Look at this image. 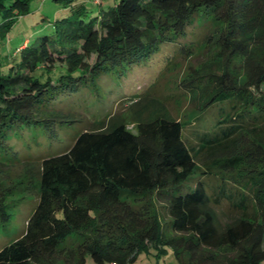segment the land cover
<instances>
[{"label": "trees", "instance_id": "trees-1", "mask_svg": "<svg viewBox=\"0 0 264 264\" xmlns=\"http://www.w3.org/2000/svg\"><path fill=\"white\" fill-rule=\"evenodd\" d=\"M57 1L68 14L0 70V150L25 127L53 136L78 121L79 112L58 103L62 93L149 59L190 27L224 57V69L203 83L205 107L219 108L213 126L196 129L192 141L164 102L143 90L131 98L136 132L119 113L88 119L65 151L24 157L18 164L36 172L39 201L22 235L0 249V264H87L88 257L134 264L153 249L172 251L179 264H263L264 0L91 2L100 12L87 0ZM30 12L31 0H0V45ZM196 45H179L160 73ZM229 62L243 65V75ZM203 77L183 85L196 90ZM190 181L191 192L179 193ZM8 194L0 192L3 224L11 220ZM157 202L165 203L164 216Z\"/></svg>", "mask_w": 264, "mask_h": 264}, {"label": "rangeland", "instance_id": "rangeland-1", "mask_svg": "<svg viewBox=\"0 0 264 264\" xmlns=\"http://www.w3.org/2000/svg\"><path fill=\"white\" fill-rule=\"evenodd\" d=\"M116 1L118 0H112L110 5ZM91 2L87 0L86 3L96 12H100L103 6L104 8L109 6L107 2L103 6L93 5ZM68 10V7L57 0H31V12L18 19L0 45V70L6 73L12 64L11 56L17 53V48L25 41L31 43L38 36L49 32L53 26L52 21L67 15ZM197 32L199 28L197 30L196 27H190L188 35L183 40L178 38L162 44L149 59L103 73L95 82L89 81L80 86L79 91L70 95L62 93L58 103L76 113L79 112L81 119L60 125L53 136H47L34 127H25L11 135L8 146L0 150V160L8 163H0V192L9 191L7 209L11 214L9 222L4 224L0 222V249L22 235L39 201V192L36 188L38 176L35 172L38 170L36 167L38 165L35 166V173H30L28 168L32 166L18 164L19 161L33 154L47 157L65 151L74 143V139L84 129L88 119L94 121L119 113L128 124L129 130L136 132V123L132 114V106L136 100L132 101L131 98L143 90H150L152 96L164 102L172 116L185 124L184 133L192 141L196 139V129L197 132H202L213 126L219 104L205 107L209 99L205 93L206 84L210 80L207 75L223 70L226 63L219 52V46L215 42H199L195 34ZM185 43L190 45L197 43V45L193 51L184 52L178 56L176 61L170 63L160 73L167 57L179 45H185ZM20 55L21 53H18V59ZM242 66L239 63L233 67L230 63V71H239L241 76L244 73ZM157 75L158 78L152 83ZM197 75L205 77L199 80L200 85L196 90L183 85ZM125 94L129 95L128 98L123 97ZM89 126V124L86 125V127ZM192 181L195 182L194 179ZM193 188L191 181L186 182L178 192H191ZM157 205L162 216L167 214L165 203L157 202ZM156 251L153 249L150 253H142L134 264H179L172 251L161 256H157ZM87 264L95 263L88 257Z\"/></svg>", "mask_w": 264, "mask_h": 264}, {"label": "built area", "instance_id": "built-area-1", "mask_svg": "<svg viewBox=\"0 0 264 264\" xmlns=\"http://www.w3.org/2000/svg\"><path fill=\"white\" fill-rule=\"evenodd\" d=\"M103 0H92L93 3L95 4H99L100 2H102Z\"/></svg>", "mask_w": 264, "mask_h": 264}, {"label": "crops", "instance_id": "crops-1", "mask_svg": "<svg viewBox=\"0 0 264 264\" xmlns=\"http://www.w3.org/2000/svg\"><path fill=\"white\" fill-rule=\"evenodd\" d=\"M105 2H107V4H110L111 2H112V0H103V4L105 3Z\"/></svg>", "mask_w": 264, "mask_h": 264}]
</instances>
